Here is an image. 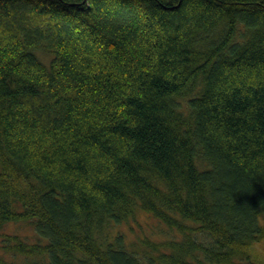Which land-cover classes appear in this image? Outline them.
<instances>
[{"label":"trees","instance_id":"1","mask_svg":"<svg viewBox=\"0 0 264 264\" xmlns=\"http://www.w3.org/2000/svg\"><path fill=\"white\" fill-rule=\"evenodd\" d=\"M0 249L264 264V0H0Z\"/></svg>","mask_w":264,"mask_h":264},{"label":"rangeland","instance_id":"2","mask_svg":"<svg viewBox=\"0 0 264 264\" xmlns=\"http://www.w3.org/2000/svg\"><path fill=\"white\" fill-rule=\"evenodd\" d=\"M122 230L124 232H126V236L127 238H138L141 237V235L143 234H147L149 232L148 227L151 226L153 230L157 231V230H161L162 226L161 224H159L158 222L156 223V221L147 214H144L142 212H139L135 215L134 218L129 219V221H127L125 224L121 225ZM13 228V226H9L7 227V229H5V231H9ZM13 231H19L22 235H27L30 236L29 238L31 239V235H32V230H30V226L28 225H22L20 223H18V225L14 226ZM143 232V234H141ZM255 247L259 248V245H255ZM4 252L1 251L0 249V256L9 259L10 255H6V254H2ZM264 259V258H263Z\"/></svg>","mask_w":264,"mask_h":264}]
</instances>
